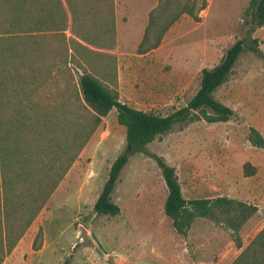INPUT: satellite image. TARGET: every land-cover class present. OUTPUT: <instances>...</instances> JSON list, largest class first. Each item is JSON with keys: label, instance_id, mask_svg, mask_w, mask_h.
Masks as SVG:
<instances>
[{"label": "rangeland", "instance_id": "obj_1", "mask_svg": "<svg viewBox=\"0 0 264 264\" xmlns=\"http://www.w3.org/2000/svg\"><path fill=\"white\" fill-rule=\"evenodd\" d=\"M159 1L115 0L116 46H89L116 56L122 101L168 114L199 90L204 68L220 63L228 48L245 40L228 80L215 91L235 115L228 121L202 117L177 124L147 147L176 167L186 198L227 196L258 207L239 231L242 247L231 228L208 218H197L187 235L180 234L165 212L169 189L162 169L141 151L130 155L112 193L121 213L95 212L113 162L128 147L126 126L114 107L2 264H231L264 227V145L249 136L254 127L264 137V25L253 27L247 14L251 0H208L200 21L184 13L159 47L138 53L150 10ZM71 25L69 14L65 32L77 38ZM76 55L84 57L80 51ZM69 67L75 75L82 72L73 60ZM63 77L58 74L53 80L58 83L44 93L53 87L57 91ZM78 116H66V134L55 130L59 143L72 131L69 121ZM247 162L255 173L247 175ZM39 233L41 248L34 249Z\"/></svg>", "mask_w": 264, "mask_h": 264}, {"label": "trees", "instance_id": "obj_2", "mask_svg": "<svg viewBox=\"0 0 264 264\" xmlns=\"http://www.w3.org/2000/svg\"><path fill=\"white\" fill-rule=\"evenodd\" d=\"M207 4L208 0H160L150 10L137 52L159 47L184 13L200 21ZM69 14L77 38L65 32ZM247 14L253 27L263 26L264 0H251ZM89 45L116 46L115 0H0V264L45 206L102 117L114 107L118 121L126 126L128 147L113 162L95 212L121 213L112 193L130 155L141 151L153 156L162 169L169 189L165 212L180 234L187 235L197 218H208L231 228L242 247L239 231L258 207L227 196L186 198L176 167L147 147L177 124L202 117L209 122L228 121L235 115L215 91L228 80L245 50V40L228 48L220 63L204 68L199 90L186 105L168 114L122 101L116 56ZM253 49L262 54L258 46ZM78 51L84 57L79 58ZM72 60L82 70L78 75L71 72ZM58 74H63L64 83L57 91L56 87L50 90L51 100L44 90L58 83H53ZM71 113L78 119L69 121L72 131L59 143L55 130L66 134L64 121ZM249 136L256 145H264L258 129L253 127ZM253 166L245 164L247 175L255 173ZM39 238L40 233L34 249L41 248ZM231 264H264V227Z\"/></svg>", "mask_w": 264, "mask_h": 264}, {"label": "crops", "instance_id": "obj_3", "mask_svg": "<svg viewBox=\"0 0 264 264\" xmlns=\"http://www.w3.org/2000/svg\"><path fill=\"white\" fill-rule=\"evenodd\" d=\"M157 5V4H156Z\"/></svg>", "mask_w": 264, "mask_h": 264}]
</instances>
